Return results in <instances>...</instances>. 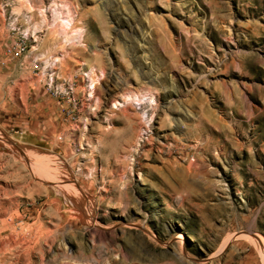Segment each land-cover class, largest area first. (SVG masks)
<instances>
[{
    "label": "rangeland",
    "instance_id": "1",
    "mask_svg": "<svg viewBox=\"0 0 264 264\" xmlns=\"http://www.w3.org/2000/svg\"><path fill=\"white\" fill-rule=\"evenodd\" d=\"M0 76V264H264V0H0Z\"/></svg>",
    "mask_w": 264,
    "mask_h": 264
},
{
    "label": "built area",
    "instance_id": "2",
    "mask_svg": "<svg viewBox=\"0 0 264 264\" xmlns=\"http://www.w3.org/2000/svg\"><path fill=\"white\" fill-rule=\"evenodd\" d=\"M24 38L27 39V36L25 35ZM25 48H26V45H25V44H24V45H21V44H20V45L15 46V47L10 51L12 57L16 58V57L20 56V55L23 53V51L25 50ZM72 101H74V100H72Z\"/></svg>",
    "mask_w": 264,
    "mask_h": 264
},
{
    "label": "crops",
    "instance_id": "3",
    "mask_svg": "<svg viewBox=\"0 0 264 264\" xmlns=\"http://www.w3.org/2000/svg\"><path fill=\"white\" fill-rule=\"evenodd\" d=\"M8 71L7 73H6V75L7 76H9L8 78H11V77H15V76H17V74L14 72V70H15V68L12 66V64L8 67V68H3V70H2V72L3 71ZM14 72V73H13ZM5 74V73H4ZM14 74V75H13ZM1 77V76H0ZM2 101H6V96H5V99L4 98H2V97H0V102H2Z\"/></svg>",
    "mask_w": 264,
    "mask_h": 264
},
{
    "label": "bare ground",
    "instance_id": "4",
    "mask_svg": "<svg viewBox=\"0 0 264 264\" xmlns=\"http://www.w3.org/2000/svg\"><path fill=\"white\" fill-rule=\"evenodd\" d=\"M70 22V21H69ZM181 239V238H180Z\"/></svg>",
    "mask_w": 264,
    "mask_h": 264
}]
</instances>
